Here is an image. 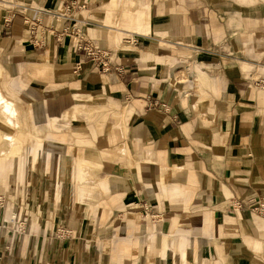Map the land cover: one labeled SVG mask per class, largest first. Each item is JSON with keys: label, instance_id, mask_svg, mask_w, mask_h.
Masks as SVG:
<instances>
[{"label": "crops", "instance_id": "obj_1", "mask_svg": "<svg viewBox=\"0 0 264 264\" xmlns=\"http://www.w3.org/2000/svg\"><path fill=\"white\" fill-rule=\"evenodd\" d=\"M70 1L85 7L67 11ZM0 5V34L11 49L46 58L60 75L79 62L76 81L116 104L125 129L116 142L119 129L100 132L98 153L81 159L94 163L101 155L106 173L95 182L81 181L80 159L68 156L53 169L73 182L37 180L29 162L49 165L56 144L7 159V175L19 182V171L40 190L68 188L77 200L113 192L119 208L146 214L133 235L120 229L116 245L104 247L46 228L0 230V264H264V218L248 207L264 196V0ZM22 15L39 19L34 31ZM78 41L106 50L108 70L77 50ZM142 152L151 155L145 175L137 170L142 163L135 170L127 163L141 161Z\"/></svg>", "mask_w": 264, "mask_h": 264}, {"label": "rangeland", "instance_id": "obj_2", "mask_svg": "<svg viewBox=\"0 0 264 264\" xmlns=\"http://www.w3.org/2000/svg\"><path fill=\"white\" fill-rule=\"evenodd\" d=\"M7 18L9 16L5 17ZM3 37L0 34V201H3L2 204L0 202L1 232L21 233L31 227L46 228L53 232L66 229L70 234L68 237L74 235L81 239H94L102 247L108 243L116 245L120 229H127V238L133 235L134 228L138 227H134L135 221L138 222L146 214L141 215L140 210L134 212V209L119 208L118 202L122 201L120 195L98 190L95 191V197L71 199L68 188L63 192H56L52 186L40 190L34 180H27L19 171L18 176L14 173L21 179L19 182L13 180L12 174L7 175V159L28 157L31 153H36L38 147L42 151L45 148L52 150V144H56L59 150L52 155L49 165L42 166L41 162L39 165L38 161L29 162L28 167L37 173V180L44 178L55 182L63 179L73 182L72 178H59V174L53 169V164L60 157L68 156L80 159L84 175L81 181L88 184L95 182L106 173L101 155L96 154L94 163L81 159L87 152H97L96 144L100 132H114L119 129L121 132L117 131L118 137L113 140L116 142L119 140V133H122L124 140L125 129L121 124L122 114L113 112L116 104L76 81L73 70L64 71L60 75L55 72V64H50L49 60L35 54H22L17 49H11ZM33 64L44 65L45 73L32 72ZM36 116L39 118L36 119ZM145 154L142 152L141 161H128L129 169L135 170V165L142 163L141 169H137L141 170L138 173L147 174L145 164L151 155L149 152ZM112 157L110 163L114 164L117 156ZM11 213L16 222L23 223V231L13 230L14 224L9 222ZM146 217L149 222L150 215Z\"/></svg>", "mask_w": 264, "mask_h": 264}, {"label": "built area", "instance_id": "obj_3", "mask_svg": "<svg viewBox=\"0 0 264 264\" xmlns=\"http://www.w3.org/2000/svg\"><path fill=\"white\" fill-rule=\"evenodd\" d=\"M16 6V5H15ZM85 7V4H78L75 1H70L69 4H67L66 6V10L67 11H73L75 9H82ZM19 9L21 10L22 14L26 12V10L28 9L27 6L25 5H19ZM12 18V14L9 15V18H7V20L9 21ZM6 20V19H5ZM22 20L23 22L29 26L31 31H34L36 29V24L39 23V19H37V17H35V19H31V18H27V16H23L22 15ZM31 20L34 21V23L31 22ZM41 25V24H40ZM81 39V37H80ZM40 42H37V45ZM76 49L77 50H81L84 52V54H86L88 57H90L91 59L96 60L97 62L100 63L101 65V69L104 70H108V62H107V51L103 50V49H99V48H94L93 46L90 45L89 42H85L82 43L81 41H78L76 43ZM80 69V63L77 62L74 66V70L73 72L76 73L78 72V70ZM1 204L3 201H0ZM248 207L254 211L257 215L261 216L264 218V196L258 197V198H252L249 202H248ZM16 218L14 216H11L9 219V222L14 224L13 226V230L17 229V231H23L24 227L22 226V222H16L15 220ZM59 232L63 233V234H68L69 231L66 229H62L59 230ZM19 233V232H18Z\"/></svg>", "mask_w": 264, "mask_h": 264}, {"label": "bare ground", "instance_id": "obj_4", "mask_svg": "<svg viewBox=\"0 0 264 264\" xmlns=\"http://www.w3.org/2000/svg\"><path fill=\"white\" fill-rule=\"evenodd\" d=\"M11 216H14V215H13V214H11V215H10V217H11ZM10 217H9V219H10Z\"/></svg>", "mask_w": 264, "mask_h": 264}]
</instances>
